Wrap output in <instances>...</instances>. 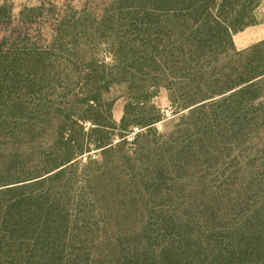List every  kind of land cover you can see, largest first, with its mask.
<instances>
[{"label": "trees", "instance_id": "1", "mask_svg": "<svg viewBox=\"0 0 264 264\" xmlns=\"http://www.w3.org/2000/svg\"><path fill=\"white\" fill-rule=\"evenodd\" d=\"M111 1L0 42V264H264L262 0Z\"/></svg>", "mask_w": 264, "mask_h": 264}, {"label": "rangeland", "instance_id": "2", "mask_svg": "<svg viewBox=\"0 0 264 264\" xmlns=\"http://www.w3.org/2000/svg\"><path fill=\"white\" fill-rule=\"evenodd\" d=\"M112 4L111 0H0V6L8 5L12 9V21L9 24L0 25V42L4 37L12 38L13 40H21L24 34L30 33L34 40L40 35L47 38L51 30L50 22L53 20L52 14H76L85 18L86 16H94L96 19H101ZM44 7L45 13L48 15L46 19H37L33 24H23L21 13L26 9ZM260 17H256L258 22ZM41 32V33H40ZM110 55L106 51H101L100 58L109 60ZM126 90L124 87H113L109 97L115 99L116 103L113 108V117L116 122H120L123 116L125 106L124 96ZM156 105L163 109L167 120L163 124H159L160 130H171L176 119L177 112L170 105L167 94L164 90H160L157 97L153 101Z\"/></svg>", "mask_w": 264, "mask_h": 264}, {"label": "crops", "instance_id": "3", "mask_svg": "<svg viewBox=\"0 0 264 264\" xmlns=\"http://www.w3.org/2000/svg\"><path fill=\"white\" fill-rule=\"evenodd\" d=\"M259 21L233 36V42L237 50H245L259 42L264 41V0L257 10L256 17Z\"/></svg>", "mask_w": 264, "mask_h": 264}]
</instances>
